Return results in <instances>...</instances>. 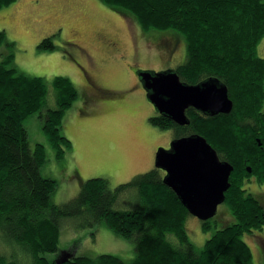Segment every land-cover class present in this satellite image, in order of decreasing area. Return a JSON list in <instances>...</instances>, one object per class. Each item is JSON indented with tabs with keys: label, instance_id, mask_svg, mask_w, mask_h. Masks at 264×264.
I'll return each instance as SVG.
<instances>
[{
	"label": "trees",
	"instance_id": "obj_1",
	"mask_svg": "<svg viewBox=\"0 0 264 264\" xmlns=\"http://www.w3.org/2000/svg\"><path fill=\"white\" fill-rule=\"evenodd\" d=\"M102 1L146 33L183 35L186 60L176 68L180 77L189 83L217 78L228 86L234 103L231 112L214 115L190 107L187 125L160 113L150 117L151 123L177 131L179 137L202 134L222 159L234 165L233 172L239 171L242 177L256 173L263 179L264 57L257 53V46L264 38V0ZM6 42V32L1 30L0 45ZM39 47L54 49L53 37H44ZM51 88L55 105L50 101ZM77 97L68 76L55 75L49 81L26 74L14 64L13 52L0 62V238L10 248L0 252V264H18L20 258L24 264H56L47 253L59 249L62 223L68 218H77L89 228L104 224L122 238L135 240L137 254L130 261L110 253L81 255L64 264L251 262L252 248L243 234L253 227L264 228V206L248 187L237 192V207L230 211L237 222L221 224L218 214L201 220L203 231H211L202 247L187 232L192 214L163 182V171L157 167L113 188L105 178H89L72 200L55 203L52 194L57 181L41 172L46 147L43 143L31 147L25 121L32 115L42 118L43 132L62 159L72 148L61 131L62 120ZM246 166L252 167V174ZM127 194L128 205L117 208Z\"/></svg>",
	"mask_w": 264,
	"mask_h": 264
},
{
	"label": "rangeland",
	"instance_id": "obj_2",
	"mask_svg": "<svg viewBox=\"0 0 264 264\" xmlns=\"http://www.w3.org/2000/svg\"><path fill=\"white\" fill-rule=\"evenodd\" d=\"M1 30L6 32L7 42L0 45V62L13 52L19 70L49 81L55 75L68 76L78 90L77 99L62 120L61 131L72 142L62 159H58L43 132L42 118L32 115L25 121L31 147L37 143L46 147L47 159L41 172L57 181L52 194L55 203L72 200L89 178H105L110 188L130 181L136 174L155 167L158 148L167 147L180 136L177 131L151 123L150 117L158 111L149 103L137 72L176 69L183 64V35L172 31H150L147 35L134 20L102 0L0 3ZM47 36L53 37L54 49L39 47ZM257 47V53L264 57V38ZM89 80L99 91L89 86ZM50 95L55 105L52 88ZM246 169L253 173L251 166ZM230 181L228 198L219 205L221 224L237 222L230 211L233 213L237 207L235 196L241 188L248 187L264 206V178L256 173L242 177L235 170ZM128 197L129 194L122 197L116 207H126ZM254 230L253 227L243 234L253 253L251 262L244 264H264V228ZM187 232L197 247H202L211 233L203 231L201 220L194 215L187 221ZM4 244L0 238V252H10ZM101 253L130 261L137 254L136 242L122 238L104 224L89 228L77 218H68L62 223L59 249L47 256L53 263L64 264L76 256L95 257ZM20 260L17 263L24 264V259Z\"/></svg>",
	"mask_w": 264,
	"mask_h": 264
},
{
	"label": "water",
	"instance_id": "obj_3",
	"mask_svg": "<svg viewBox=\"0 0 264 264\" xmlns=\"http://www.w3.org/2000/svg\"><path fill=\"white\" fill-rule=\"evenodd\" d=\"M137 73L158 113L178 124L190 123L187 114L190 107L211 115L233 109L228 86L217 78L189 83L173 68ZM155 167L165 171L163 182L192 215L203 221L214 218L219 205L226 201L234 170V165L221 159L207 138L199 133L174 138L168 148L159 147Z\"/></svg>",
	"mask_w": 264,
	"mask_h": 264
},
{
	"label": "flooded vegetation",
	"instance_id": "obj_4",
	"mask_svg": "<svg viewBox=\"0 0 264 264\" xmlns=\"http://www.w3.org/2000/svg\"><path fill=\"white\" fill-rule=\"evenodd\" d=\"M87 77H88V79H89L88 74H87ZM137 80H138L139 84L141 85V81H140L139 76H137ZM89 86L94 87L97 91H99V87L95 86V84H94L93 82H91L90 80H89ZM143 91L145 92V94H147V92H146L145 89H143ZM149 103H150L152 106H154L151 102H149ZM169 146H170V145H168L167 148H168ZM162 171H163V175H164V174H165V171H164V170H162Z\"/></svg>",
	"mask_w": 264,
	"mask_h": 264
},
{
	"label": "clouds",
	"instance_id": "obj_5",
	"mask_svg": "<svg viewBox=\"0 0 264 264\" xmlns=\"http://www.w3.org/2000/svg\"><path fill=\"white\" fill-rule=\"evenodd\" d=\"M220 157V156H219ZM221 158V157H220ZM222 159V158H221ZM223 160H227V159H223ZM225 203V202H224ZM218 214V213H217Z\"/></svg>",
	"mask_w": 264,
	"mask_h": 264
}]
</instances>
